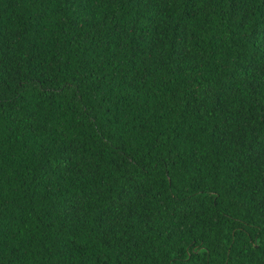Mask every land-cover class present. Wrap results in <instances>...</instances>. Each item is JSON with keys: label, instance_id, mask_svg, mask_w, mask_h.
Returning a JSON list of instances; mask_svg holds the SVG:
<instances>
[{"label": "trees", "instance_id": "obj_1", "mask_svg": "<svg viewBox=\"0 0 264 264\" xmlns=\"http://www.w3.org/2000/svg\"><path fill=\"white\" fill-rule=\"evenodd\" d=\"M0 264H264V0H0Z\"/></svg>", "mask_w": 264, "mask_h": 264}]
</instances>
